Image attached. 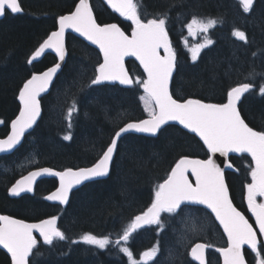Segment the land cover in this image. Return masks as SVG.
I'll use <instances>...</instances> for the list:
<instances>
[{"label":"trees","instance_id":"16d2710c","mask_svg":"<svg viewBox=\"0 0 264 264\" xmlns=\"http://www.w3.org/2000/svg\"><path fill=\"white\" fill-rule=\"evenodd\" d=\"M77 2L19 0L23 11L17 15L6 13L0 21V119L6 121L4 125L17 115L19 105L16 98L22 84L33 73L56 63L50 54L38 63L28 64L27 61L55 30L59 16L71 12ZM135 2L141 5L142 19L167 15L168 34L177 56V70L170 87L173 98L223 103L232 87L250 83L254 90L242 98L238 107L249 126L263 123L264 96L257 93L264 85V77L254 79L250 76L252 73H264V0H255L253 11L249 13L243 11L239 0ZM91 5L99 24L116 23L126 34L131 32L130 22L118 18L99 0H91ZM193 17L218 22L208 33H199L193 38L187 30V24ZM236 30L245 33L247 43L232 34ZM206 39L213 43L202 49L193 62L189 48L204 43ZM66 49L65 66L50 93L41 99L39 122L13 154L9 178L0 177V209L25 221L58 217V229L68 239L54 241L51 246L41 245L40 255L30 258L34 259V264H128L126 258L119 260L116 252H104L95 246L72 241H79L84 234L98 238L108 236L114 241L131 219L150 206L156 186L166 179L180 157H202L206 150L194 136L174 126L166 127L155 138L127 135L119 142L109 177L73 192L65 208L49 205L44 200L45 193L56 185L54 180L39 181L32 196L9 199L5 189L9 180L13 182L34 166L57 171L90 166L97 161L102 148L120 126L145 117L140 100L143 92L139 85L128 89L117 85L88 87L95 68L101 63L99 53L71 35L66 38ZM125 65L134 80L144 79L133 61H126ZM73 102L78 111L73 114V126L69 129L65 116ZM249 102L254 108V117L250 115ZM69 132L72 139L63 140ZM241 157L246 159V165L251 169V161ZM250 182V170L237 173L235 169L227 175L230 196L238 209L243 204L242 193ZM162 221L165 224L169 222L165 217ZM169 223L172 233L169 241L165 228L161 231L156 225L135 233L127 245L133 255L138 258L143 251L158 245L163 251L171 247V255L174 256L175 246L180 242H177L173 231L176 221ZM115 248L114 245L108 246L110 251ZM157 257L150 264L165 263L164 255ZM185 257L188 261V255ZM208 261L215 264L213 252ZM0 264H7L1 252Z\"/></svg>","mask_w":264,"mask_h":264},{"label":"snow or ice","instance_id":"6c2138e0","mask_svg":"<svg viewBox=\"0 0 264 264\" xmlns=\"http://www.w3.org/2000/svg\"><path fill=\"white\" fill-rule=\"evenodd\" d=\"M108 7L123 20L130 22L131 35H126L116 23L101 25L97 22L89 0H78L74 11L59 16L58 29L52 31L48 38L34 51L27 63L32 64L46 50L55 53L60 62L65 61V33L71 29L92 45L99 48L103 62L95 68L88 87L105 83H118L127 87L139 85L144 95L140 96L148 119L138 122H127L114 132L110 142L104 146L99 159L91 166L73 170L54 171L50 168H39L29 171L27 176L17 180L9 189L10 195L20 196L33 192L38 177L51 176L58 178L59 186L54 192L44 197L47 201L59 205L69 203L73 188L96 178L108 177L113 166L114 156L118 152V142L129 132L157 136L163 126L176 122L189 133L195 134L207 150L206 159H189L180 157L163 183H159L146 211L136 215L113 241L108 236L98 238L92 234H84L79 241L98 249L116 246L127 259L128 264H150L159 252V246L144 251L139 260L133 258L128 242L138 230L145 226L156 225L161 231L165 222L162 215L176 216L184 213L189 206L203 205L214 214L227 236V246L216 248L223 257V264H246L243 246L247 245L254 253L255 264H264V241L258 240L257 232L248 219L233 206L228 187L224 179L225 161L217 163L215 157H228L230 153L248 154L254 167L250 169L251 182L246 185L248 210L255 218L260 236H264V203H258L257 197L264 198V130H254L246 123L241 109L238 107L241 98L252 92L254 86L241 83L227 91L226 102L206 103L200 99H185L183 102L174 99L169 92V83L177 70L176 52L171 46L167 29V15L161 14L153 18L142 19L141 5L135 0H105ZM255 0H239L245 13L253 11ZM19 0H0V17L6 12L21 13ZM215 19H198L193 17L187 24L190 35L208 33L217 24ZM238 40L247 43L244 32L236 30L232 33ZM213 41L206 39L204 43L189 48L191 59L195 62L202 49ZM163 50V55L161 54ZM125 57H135L143 67L146 79H133L124 66ZM62 63H56L42 74L32 75L19 90V115L11 122V133L6 139H0V153H9L21 144L24 134L37 123L41 116L40 95L48 90L53 78L61 70ZM258 95L264 96V85L258 89ZM78 111L73 102L68 108L65 119L67 127L72 128L73 114ZM0 123H3L0 121ZM72 139L71 132L63 136V140ZM35 163V160L32 161ZM228 168L232 167L229 162ZM195 178L189 180L188 174ZM190 210V209H189ZM58 217L45 219L39 223H25L7 215H0V248L10 256V264H34L35 256H39L41 245L51 246L54 241L68 239L65 233L57 228ZM36 232L39 237L33 235ZM209 245L198 243L191 249L192 260L198 264H206L205 250ZM35 250V251H34Z\"/></svg>","mask_w":264,"mask_h":264},{"label":"flooded vegetation","instance_id":"af4514ba","mask_svg":"<svg viewBox=\"0 0 264 264\" xmlns=\"http://www.w3.org/2000/svg\"><path fill=\"white\" fill-rule=\"evenodd\" d=\"M6 13L10 14L9 12H6ZM248 105L251 107L252 106L251 102H249ZM261 105H263V104H261ZM253 109L254 108L251 107L250 115L252 117L255 116V114L253 112ZM0 121L3 122V123H0V139H6L7 136L9 135V132H10V129H11L12 119L10 121H8V123L6 125H4L5 122H6L4 119H0ZM262 121H263V123H261V124L254 123V124H257V126H255V125L252 126L251 125L250 127H252L254 130H264V120L262 119ZM24 139H25V137H24ZM24 139H23L22 143L19 145V147L24 143ZM18 148H16L11 153L0 154V177L2 179H6L7 176L9 178L8 174H9V171H10V166H12V163L14 162L13 154L17 151ZM192 158L206 159L207 158V152H206V155H204L202 157H192ZM230 162L232 164V169H231V171H227L228 173H233L234 169L237 170V173H241L243 170L246 173H248L249 170H250V166L246 165V159L242 158L241 156H232V157H230ZM39 168H48V167H37V166H34V167H31L29 170H27L23 175H21L20 177L15 179L13 182H11L9 180V183L7 184V187L5 188L6 189V196L9 199H12V200H19V199H22V197H25V196H32L34 194L35 187H36V185H37V183L39 181L35 184L32 194H22L19 197L12 198L9 195V189L12 187V185L19 178L24 176L26 173H28L29 171L35 170V169H39ZM228 173H226V177H225L226 180H227ZM43 180H53V179H43ZM250 180H251V177H250ZM40 181H42V180H40ZM56 187H57V183H56V185L54 187L50 188L45 193L44 197H46L49 193L54 191L56 189ZM228 191H229V188H228ZM242 194H244V197L242 198L243 204L240 205V209L241 210L238 209L234 205L233 202L232 203H233L234 207H236L245 216V218L248 219L249 223L253 225L254 230L257 232L256 227H255V222H254V220H253V218L251 216L250 211L248 210L247 199H246V196H247L246 188L244 189ZM229 195H230V191H229ZM258 198H260V201H258L259 203H264V198L257 197V199ZM230 199L232 201V197L231 196H230ZM49 205H51V204H49ZM54 205H57V204H54ZM0 206H2V205H0ZM189 209H186L184 213L178 214L176 216H169L168 214H163L162 218L165 217L166 221H169V222H171V220H175L176 221V226L175 227L173 226V229H174L173 231L175 232L177 237L179 236V234L181 232L182 226L186 225L185 222H187L189 220H190V224L188 225V229L189 228H194V229L196 228V230L201 229V235L199 237H197V238L193 237V238L189 239V242H185V239H184V241L181 242V244L175 246V255L174 256L171 255L172 248L168 247L164 251L162 249H160L158 254L156 255V257L154 259L158 258L157 256L159 254H162L166 258V260H164L165 261L164 264H196L190 257V250L192 249L194 244L203 243V244L209 245V247L206 248V250H205L206 264H209L208 259H209V255L211 254V252H213L216 255L215 264H221V256H220L219 252L215 251V249L227 246V239H226L222 229L216 223V221L214 220V217L209 212H207L206 210H204L202 208H197V207H189ZM0 215L10 216V215H8L5 212V210H2V209H0ZM51 217L42 218L41 221L45 220V219H48V218H51ZM37 221H40V220L37 219ZM29 222H36V220L35 221H29ZM169 222L164 225L165 231L168 232V235H167V240L168 241L172 239V236H171V234H172L171 233V224ZM151 226L152 225L145 226L144 228H142L140 230L148 229ZM140 230H138V231H140ZM134 234H133V236H134ZM35 236L39 237L37 235H35ZM177 237H176V240L178 241ZM185 238H187L186 235H185ZM259 240H261V239L259 238ZM102 251L111 252V253L112 252L118 253L119 260H122L123 258L127 259V257L123 253H121L118 248H115L112 251H110L108 249V247H107L106 249H103ZM0 252L3 254L4 258L6 259L7 264H10V259L5 254V252H3L2 250H0ZM141 254L139 255L138 258H136L133 255V258L136 259V260H139ZM262 254H264V249H262ZM186 255H188V261L189 262L185 261V259H186L185 256ZM244 255H245V259H246V263L247 264H255V260H254V255L255 254L251 253V250L246 249L244 251ZM115 256L117 257V255H115ZM127 261H128V259H127ZM152 261H150V263Z\"/></svg>","mask_w":264,"mask_h":264},{"label":"water","instance_id":"95a60500","mask_svg":"<svg viewBox=\"0 0 264 264\" xmlns=\"http://www.w3.org/2000/svg\"><path fill=\"white\" fill-rule=\"evenodd\" d=\"M106 7H108V5L106 4V2H105V0H100ZM89 2H90V0H89ZM109 9H111L110 7H108ZM112 10V9H111ZM74 11V10H73ZM67 15V14H66ZM116 15L119 17V15L116 13ZM2 17H0V19H1ZM119 18H121V17H119ZM58 29V24H57V28H56V30ZM55 30V31H56ZM67 34H71V35H73V36H75V37H77V38H79L80 40H82L83 42H85L87 45H89L90 47H92V48H94L99 54H100V56H101V59H102V62H103V57H102V54L100 53V51H99V48L96 46V45H92L89 41H87V40H85L83 37H81L78 33H75V32H73L71 29H69V30H67L66 31V33H65V48H66V35ZM126 34V33H125ZM127 35V34H126ZM131 35V34H130ZM129 35V36H130ZM48 38V37H47ZM46 38V39H47ZM45 39V40H46ZM45 54H52V55H54L55 56V58L57 59V63H62V67H61V70H62V68H63V66H64V64H65V61H66V57H67V51H66V57H65V61L64 62H60L59 60H58V58L56 57V55H55V53L54 52H52L51 50H46L45 51V53L42 55V56H40L39 58H37V60H35V61H33V63L34 62H37V61H39ZM161 54L163 55V50L161 49ZM127 60H132V61H134L138 66H139V68L141 69V71H142V73H143V75H144V77L146 78V74L144 73V71H143V67L140 65V63H139V61L138 60H136L135 59V57H125V60H124V66H125V61H127ZM53 67V66H52ZM125 69H126V67H125ZM60 70V71H61ZM46 71V70H45ZM60 71H58V73H57V75L60 73ZM127 71V70H126ZM44 72V71H43ZM42 72V73H43ZM175 72V71H174ZM42 73H36V75H39V74H42ZM34 75V74H33ZM57 75L53 78V81H52V83L49 85V87H48V90L46 91V92H42L41 93V95H40V97H39V99H41L43 96H45V95H47L48 93H49V91H50V89H51V87H52V85H53V83H54V81H55V79H56V77H57ZM173 75H174V73H173ZM31 78V77H30ZM172 80V79H171ZM171 80H170V83H169V92H170V84H171ZM105 84H108V85H118V86H120V87H122V88H128L127 86H124V85H119L118 83H105ZM102 85V84H101ZM19 94V93H18ZM17 102H18V104H19V106H20V103H19V99H18V97H17ZM181 102H183V101H181ZM20 110V109H19ZM19 115V112H18V114H17V116ZM16 116V117H17ZM16 117H15V119H16ZM41 117V116H40ZM149 118V117H148ZM148 118H145V119H148ZM40 118H38V120H39ZM38 120H37V122H38ZM143 120V119H142ZM134 122H138V121H134ZM37 124V123H36ZM35 124V125H36ZM34 125V126H35ZM169 125H174V126H176V127H178V128H180V129H182L183 131H185V132H187V133H189L186 129H184L183 128V126H181V125H179V124H177L176 122H169V124H167V125H165V126H163V128L162 129H164L165 127H167V126H169ZM34 126H33V128H34ZM32 128V129H33ZM32 129H29L28 131H26L25 132V134L24 135H26L27 133H29V132H31L32 131ZM161 129V130H162ZM11 133V129H10V132H9V134ZM128 134H133V135H143V136H146V137H156V136H150V135H148V134H142V133H135V132H129V133H126V134H124V136L125 135H128ZM189 134H191V135H194L195 136V134H192V133H189ZM158 135V134H157ZM198 140H199V137H197V136H195ZM22 140H23V138H22ZM22 140H21V142H22ZM200 141V140H199ZM201 143H202V141H200ZM19 146V145H18ZM17 146V147H18ZM9 153H11V152H9ZM0 154H4V153H0ZM240 153H230L229 155H239ZM244 154H246V153H244ZM246 155H248V154H246ZM249 156V155H248ZM250 157V156H249ZM228 157H220L219 156V154H217V156L215 157V159H216V161H217V163L218 164H220V162H221V160H224L225 161V165L223 166V171H226V170H228L229 168L226 166V164L228 163V159H227ZM251 158V157H250ZM190 159V158H189ZM91 167V166H90ZM37 170V169H36ZM73 170H77V169H73ZM33 171H35V170H33ZM55 171V170H54ZM28 175V173L27 174H25L24 176H27ZM188 176H190L191 178H192V181L194 182V177L191 175V173H189L188 174ZM22 178V177H21ZM20 178V179H21ZM107 177H103V178H96V179H94V180H90V181H86L84 184H82V185H79V186H77V187H75V188H73V190H72V192L73 191H75V190H77V189H79L80 187H82L83 185H85V184H87V183H90V182H94V181H99V180H104V179H106ZM42 179H54L56 182H57V187L59 186V181H58V178H56V177H51V176H41V177H38L37 178V180H36V182H35V184L39 181V180H42ZM190 180V179H189ZM15 184V183H14ZM35 184H34V186H35ZM34 186H33V189H34ZM56 187V188H57ZM56 190V189H55ZM54 190V191H55ZM54 191H52V192H54ZM51 192V193H52ZM71 192V193H72ZM33 192H31V193H22V194H32ZM51 193H49V194H51ZM71 193H70V195H71ZM21 194V195H22ZM48 194V195H49ZM9 195H10V193H9ZM12 198H16V197H14V196H12V195H10ZM19 197V196H18ZM69 199H70V197H69ZM46 200V199H45ZM46 202L47 203H50V204H58V203H56V202H51V201H47L46 200ZM59 205V204H58ZM60 206H62V207H65V206H67V205H60ZM198 206H202V207H204L203 205H198ZM208 210V209H207ZM209 212H210V210H208ZM213 215V217L215 218V216H214V214H212ZM251 216H252V213H251ZM12 218V217H11ZM252 218H253V220H254V222H255V218L252 216ZM13 219H16V218H13ZM18 220H20V219H18ZM23 221V220H22ZM43 221V220H42ZM215 221H216V223L219 225V222L215 219ZM25 223H30V222H26V221H24ZM39 222H41V221H39ZM39 222H32V223H30V224H33V223H39ZM220 226V225H219ZM257 227V226H256ZM220 228L222 229V231H223V228H222V226H220ZM257 231H258V233H259V230H258V227H257ZM224 233V232H223ZM33 235H37V236H39V234L38 233H36V232H34L33 233ZM224 235H225V237H226V239H227V236H226V234L224 233ZM260 235V234H259ZM261 237V239H262V241H264V236H260ZM198 244V243H197ZM195 246V245H194ZM193 246V247H194ZM192 247V248H193ZM243 249H248V246L247 245H245V246H243ZM243 249H242V251H243ZM0 250H2L3 252H5V254L9 257V259H10V256L6 253V250H4V249H2V248H0ZM190 253H191V250H190ZM190 257H191V255H190ZM191 259H192V257H191ZM194 261V260H193ZM205 261H206V258H205ZM195 263H197L198 264V262L197 261H194ZM221 264H223V257L221 256Z\"/></svg>","mask_w":264,"mask_h":264},{"label":"rangeland","instance_id":"374dc122","mask_svg":"<svg viewBox=\"0 0 264 264\" xmlns=\"http://www.w3.org/2000/svg\"><path fill=\"white\" fill-rule=\"evenodd\" d=\"M188 30V29H187ZM199 33H197L195 36L192 35L193 38H196L198 37ZM142 105H143V108H144V104H143V101H142ZM187 221V220H186ZM186 225L182 226L181 228V232L179 234V236L177 237L178 238V243L180 242H183L184 239H185V242H189V239L191 238H197L201 235V229H198L196 230V228H189L188 229V225L190 224V220L185 222ZM185 235L187 236V238H185ZM177 244V243H176Z\"/></svg>","mask_w":264,"mask_h":264},{"label":"bare ground","instance_id":"6f19581e","mask_svg":"<svg viewBox=\"0 0 264 264\" xmlns=\"http://www.w3.org/2000/svg\"><path fill=\"white\" fill-rule=\"evenodd\" d=\"M259 76L264 77V73H262V72L252 73L250 77L256 79Z\"/></svg>","mask_w":264,"mask_h":264}]
</instances>
